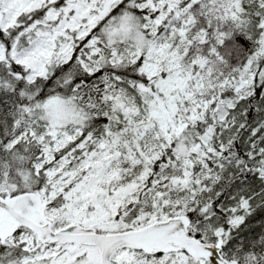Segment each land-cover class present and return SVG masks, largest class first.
I'll list each match as a JSON object with an SVG mask.
<instances>
[{
	"label": "snow or ice",
	"instance_id": "obj_1",
	"mask_svg": "<svg viewBox=\"0 0 264 264\" xmlns=\"http://www.w3.org/2000/svg\"><path fill=\"white\" fill-rule=\"evenodd\" d=\"M0 264H264V0H0Z\"/></svg>",
	"mask_w": 264,
	"mask_h": 264
}]
</instances>
